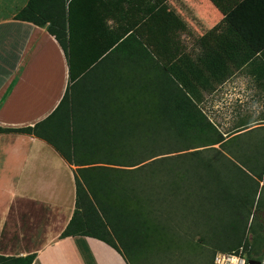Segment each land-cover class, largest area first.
<instances>
[{"label": "trees", "instance_id": "1", "mask_svg": "<svg viewBox=\"0 0 264 264\" xmlns=\"http://www.w3.org/2000/svg\"><path fill=\"white\" fill-rule=\"evenodd\" d=\"M164 1L26 0L13 19L53 37L67 84L43 120L0 134L38 138L74 168L59 239H96L124 264H214L217 254L264 264V125L223 136L133 35ZM209 1L254 53L244 71L264 80V0ZM113 15L117 27L106 25Z\"/></svg>", "mask_w": 264, "mask_h": 264}, {"label": "crops", "instance_id": "2", "mask_svg": "<svg viewBox=\"0 0 264 264\" xmlns=\"http://www.w3.org/2000/svg\"><path fill=\"white\" fill-rule=\"evenodd\" d=\"M25 2L0 0V9L6 7L10 11L0 15L1 128H23L43 120L57 106L67 84L65 58L53 37L45 28L13 19ZM178 3L179 0H165L132 30L146 49H160L155 37L169 21L174 23ZM195 4L197 10L183 19L185 25L205 31L209 28L232 31L209 0H196L192 5ZM227 32L238 46L227 48L217 40L206 44L210 41L203 39L181 42L188 48L182 49L184 55H189L177 66L180 71L176 74L182 77L181 81L173 78L186 94L206 93L208 88L215 93L221 87L226 93L236 94L238 89L223 85L220 74L226 71L229 79L237 76L240 71L234 72L233 65L244 62L241 69L245 68L254 53L233 31ZM209 46L214 47L213 54L225 56L218 62L217 74L210 73L207 83H201L196 73L211 71L217 63L207 56ZM242 72L244 78L256 83L252 75ZM97 74V70L88 72L87 83L89 76ZM73 169L38 138L0 134V256L34 254L30 264H124L113 249L96 239L58 238L74 208Z\"/></svg>", "mask_w": 264, "mask_h": 264}, {"label": "rangeland", "instance_id": "3", "mask_svg": "<svg viewBox=\"0 0 264 264\" xmlns=\"http://www.w3.org/2000/svg\"><path fill=\"white\" fill-rule=\"evenodd\" d=\"M194 1L196 0H191L190 4L188 2L186 3L185 0H179L178 5L176 6L177 8H179L178 12L173 13L174 23L171 24L172 21H169V23L165 24V26H163V28L159 30V41L167 44V48L157 49V54L148 50L152 57L158 62V64H160L163 69L167 71L168 75L173 80V77H175V79L182 78L177 75L178 73L176 74L177 71H180L177 69V66H180L182 60L184 61V59L189 55H184L182 51V49L184 48L188 49L181 44L183 40H209L210 42L206 44H211L213 43V41L217 40L221 41L222 45L227 48L238 46V42L233 44V42L235 41H232L230 39V37L232 38V36H229V33L227 31L231 32V34L233 33L229 29H226V32H223L221 28L217 30H214V28H209L207 31H205L203 29H197L195 27H192V25H185L183 23V19L188 16V13L192 15L194 14L193 11L197 10L196 8L198 4H195V6L192 5ZM7 12H10L9 8L5 7L2 10L0 9V15ZM114 16L117 15L109 17V19L106 21L107 26L117 27L118 23L113 22ZM123 27L124 26H122L121 29H123ZM156 40L158 41L157 37ZM170 47L172 49H170ZM207 49L209 51L207 56H210L211 59L217 61V63L225 56V54L217 55V52L216 55L213 54L212 50L214 49V47L209 46ZM217 63H214L213 69L211 71L203 70L196 73V75L199 76L198 78L200 79L198 81L201 83H207V81L209 80V77L207 76L210 75V73L216 72V68H218L219 66V63ZM243 63L244 62H238V64L233 65L232 68L235 69L234 72L240 71V73L233 78H227L228 76H225L226 71H224L223 74L219 73L223 85H228L230 87L238 89L236 94H233V91L231 93H226V91L222 89L223 87H221V89H217V91L215 89V93H213V90L211 91L208 88L206 93L193 95L190 94L191 96H189L192 98L194 103L199 108H201V110L206 114L209 120L216 126L218 131L223 133V136L236 131L234 130V127L240 123H249V125L253 127L264 125V81L259 80V82L257 81L256 84L255 82H250L246 78H244V76H242V71L244 70V68L241 69ZM170 73H172L174 76L170 75ZM201 73L204 75H202ZM174 82H176V80H174ZM201 85L204 86V84ZM214 147H217V145ZM259 186L264 187V177L262 178ZM262 218L264 219V214L262 215ZM241 261H243L242 264H245V261L240 258L220 254L215 255L213 259L214 264H239V262Z\"/></svg>", "mask_w": 264, "mask_h": 264}, {"label": "water", "instance_id": "4", "mask_svg": "<svg viewBox=\"0 0 264 264\" xmlns=\"http://www.w3.org/2000/svg\"><path fill=\"white\" fill-rule=\"evenodd\" d=\"M264 214V209L258 211L256 213V216L258 218V221L262 224L263 229H262V234H264V219L262 218V215ZM245 264H261V262L255 260V259H250L245 262Z\"/></svg>", "mask_w": 264, "mask_h": 264}, {"label": "built area", "instance_id": "5", "mask_svg": "<svg viewBox=\"0 0 264 264\" xmlns=\"http://www.w3.org/2000/svg\"><path fill=\"white\" fill-rule=\"evenodd\" d=\"M242 263H243V261L239 262V264H242Z\"/></svg>", "mask_w": 264, "mask_h": 264}]
</instances>
